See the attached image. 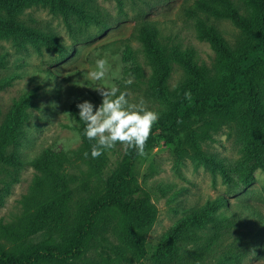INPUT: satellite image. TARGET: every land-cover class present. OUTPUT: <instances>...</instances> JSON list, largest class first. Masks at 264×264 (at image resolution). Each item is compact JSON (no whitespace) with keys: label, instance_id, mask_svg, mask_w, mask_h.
Listing matches in <instances>:
<instances>
[{"label":"trees","instance_id":"16d2710c","mask_svg":"<svg viewBox=\"0 0 264 264\" xmlns=\"http://www.w3.org/2000/svg\"><path fill=\"white\" fill-rule=\"evenodd\" d=\"M243 2L245 12L233 0H195L184 8L185 16L195 20L199 37L215 50L212 65L201 61L194 47L182 49L164 37L157 23L137 22L135 33L146 45L152 74L137 63L133 70L164 104L145 151L159 141L174 143L186 134V143L196 150L197 157L214 162L201 152V145L224 127H231L249 154L264 166V0ZM38 7L61 17L75 43L92 39L89 29L93 24L100 34L112 24L96 0H0V39L17 47L32 43L41 50L45 46L62 57L75 51L76 47L68 46L53 29L26 21L27 10ZM213 19L232 21L244 35L240 43L232 46ZM8 57L7 52H0V72L8 68ZM174 64L185 74L172 87ZM13 80L0 77V90L12 86ZM34 96L31 92L16 99L0 124V168L32 165L42 173L24 198L28 214L17 223L0 222V264L140 262L149 254L146 237L158 210L137 179L135 160L139 155L127 148L120 166L103 178L113 148L93 159L91 146L95 141L83 134L85 124L79 120L82 145L75 159L64 152L45 150L29 160L18 148ZM85 152L89 153L87 158ZM73 161L83 163L94 178L81 182L71 175ZM75 183L79 185L73 187ZM4 184L0 206L3 191L10 188L8 182ZM220 207L225 211L218 214ZM34 229L48 231L50 238L34 242L35 235L44 233ZM206 229L209 233L203 234ZM53 231H60L59 240L52 239ZM102 241L109 244L112 256L102 253ZM263 247L262 213L250 205L236 208L219 198L178 222L161 241L153 259L157 264H232Z\"/></svg>","mask_w":264,"mask_h":264},{"label":"rangeland","instance_id":"374dc122","mask_svg":"<svg viewBox=\"0 0 264 264\" xmlns=\"http://www.w3.org/2000/svg\"><path fill=\"white\" fill-rule=\"evenodd\" d=\"M96 1L110 16L111 27L100 34L93 24L89 29L92 39L81 44L75 43L61 17L52 15L44 8L27 10L24 18L29 24L53 29L68 46L76 47L65 57L49 51L45 46L41 50L32 43L17 47L10 40L0 39V52L9 54L8 68L0 72V77L14 78L12 86L0 90V124L16 99L35 92L28 108L24 137L18 148L29 160L45 150L64 152L75 159L82 145L76 104L90 100L99 105L101 97L95 91L97 87L116 86L120 91L128 92L130 102H138L143 98L150 110L161 115L164 104L152 95L146 81L133 70L137 63L148 75L152 74L146 45L135 33L139 20L157 23L164 37L181 45L182 49L194 47L201 61L213 64L216 53L212 44L199 37L195 20L184 14V8L192 6L195 0H121V4L117 0ZM233 2L241 12L247 10L243 0ZM212 22L221 29L232 46L240 43L244 35L232 21L213 19ZM105 54L109 66L105 80L90 81L87 79L88 72L94 70L95 61L105 58ZM184 74L182 67L174 64L171 86L175 87ZM129 78L133 79V83L126 85L125 81ZM126 149L119 143L112 149L109 167L103 178L120 166ZM178 149L185 151L181 153ZM201 152L213 158L214 162L199 159L196 150L186 143V134H183L174 143L159 141L146 151L147 155L135 160L139 184L149 194L158 214L146 237L149 254L134 264H157L153 254L169 231L192 212L204 209L208 203L219 198L239 209L250 205L264 216V166L249 154L235 130L224 127L202 143ZM73 162L69 170L71 175L78 176L81 182L94 178L83 163ZM41 174L32 165L20 169L0 168V190L5 188V182L10 184L9 191H3L0 222L17 223L28 214L30 208L24 204V198L33 188L36 177ZM78 185L75 183L73 187ZM224 211L225 207L217 210L218 214ZM33 232H44L35 235L34 242L50 238L46 233L48 231L34 229ZM59 232L53 231L52 239L59 240L62 235ZM208 233V229L203 232ZM100 250L105 255L111 254L106 241L101 242ZM232 264H264V247L240 263Z\"/></svg>","mask_w":264,"mask_h":264},{"label":"clouds","instance_id":"9594fccd","mask_svg":"<svg viewBox=\"0 0 264 264\" xmlns=\"http://www.w3.org/2000/svg\"><path fill=\"white\" fill-rule=\"evenodd\" d=\"M106 55L95 61V68L88 72L87 79L93 82L105 80L109 71ZM132 83V78L125 81L126 85ZM95 91L101 97L99 105L90 100L76 104L79 120L85 124L83 134L89 141H95L91 146V157L99 158L117 143L135 149L141 157L147 155L146 144L153 125L159 120V113L150 110L143 98L130 102L128 92L120 91L116 86L97 87ZM88 155V152L84 153L85 158Z\"/></svg>","mask_w":264,"mask_h":264}]
</instances>
